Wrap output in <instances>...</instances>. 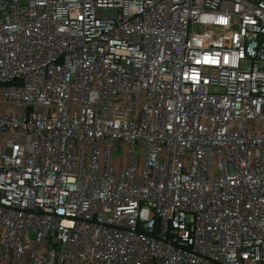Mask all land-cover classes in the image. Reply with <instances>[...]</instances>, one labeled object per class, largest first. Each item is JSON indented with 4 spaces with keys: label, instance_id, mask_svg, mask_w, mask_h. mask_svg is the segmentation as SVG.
I'll return each mask as SVG.
<instances>
[{
    "label": "built area",
    "instance_id": "obj_1",
    "mask_svg": "<svg viewBox=\"0 0 264 264\" xmlns=\"http://www.w3.org/2000/svg\"><path fill=\"white\" fill-rule=\"evenodd\" d=\"M0 264H264V0H0Z\"/></svg>",
    "mask_w": 264,
    "mask_h": 264
},
{
    "label": "rangeland",
    "instance_id": "obj_2",
    "mask_svg": "<svg viewBox=\"0 0 264 264\" xmlns=\"http://www.w3.org/2000/svg\"><path fill=\"white\" fill-rule=\"evenodd\" d=\"M195 34L198 35V37H197V41L198 42H201V43L207 42V45H210V46L213 45V44H215L218 41V39H216V38H212V39H205V38H203L202 36H204L205 33H204V31L202 29H198L195 32ZM219 34H222L223 35V38L225 40H227L228 37H229V35H230V32L229 31L227 33L219 32Z\"/></svg>",
    "mask_w": 264,
    "mask_h": 264
}]
</instances>
